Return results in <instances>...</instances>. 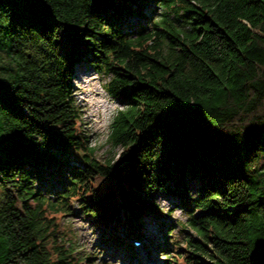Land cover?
I'll use <instances>...</instances> for the list:
<instances>
[{
    "label": "trees",
    "instance_id": "trees-1",
    "mask_svg": "<svg viewBox=\"0 0 264 264\" xmlns=\"http://www.w3.org/2000/svg\"><path fill=\"white\" fill-rule=\"evenodd\" d=\"M81 62L121 106L116 157L82 125ZM262 157L264 0H0V264H104L77 211L115 243L166 225L165 264H264Z\"/></svg>",
    "mask_w": 264,
    "mask_h": 264
},
{
    "label": "rangeland",
    "instance_id": "rangeland-1",
    "mask_svg": "<svg viewBox=\"0 0 264 264\" xmlns=\"http://www.w3.org/2000/svg\"><path fill=\"white\" fill-rule=\"evenodd\" d=\"M106 80L107 77L96 73L87 62H81V64L75 66L72 82L75 87V100L82 109V125L91 137L90 144L96 147L95 155L100 159L116 157L119 151L118 147L111 148L107 142L111 117L115 113V110L121 106L117 101L111 99L104 89L103 83ZM261 161H264L263 157ZM60 179L63 178L60 177ZM157 201H159L162 211L170 207L173 202L171 199L158 197ZM77 208H75V212ZM119 215L123 218V214L119 212ZM176 218H179L181 221L184 220V216L179 208L174 210L168 220ZM64 220L73 230V233H75L78 243L82 245L81 248L85 252L93 253L92 255L96 262L104 264H133L131 261L132 257L135 256L133 255L134 249L115 244L113 241L103 243L105 239L100 235L99 232L101 231L90 224L81 212L68 215ZM133 223H136V220ZM124 227L126 226L122 224L118 225L117 231L124 233ZM140 227V233L144 237L146 246L148 248L151 246L156 247V249L149 250L150 257L154 260L158 259L157 264H163V255L160 258L158 252L160 250L163 253V250L157 247L158 243L162 241L160 228L150 222H143ZM174 229V233H177V226Z\"/></svg>",
    "mask_w": 264,
    "mask_h": 264
}]
</instances>
